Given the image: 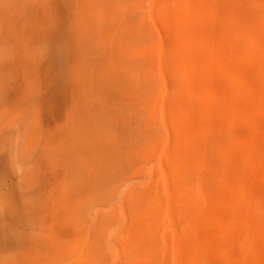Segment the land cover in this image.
Masks as SVG:
<instances>
[{"label":"rangeland","instance_id":"obj_1","mask_svg":"<svg viewBox=\"0 0 264 264\" xmlns=\"http://www.w3.org/2000/svg\"><path fill=\"white\" fill-rule=\"evenodd\" d=\"M28 1L0 264H264V0Z\"/></svg>","mask_w":264,"mask_h":264},{"label":"bare ground","instance_id":"obj_2","mask_svg":"<svg viewBox=\"0 0 264 264\" xmlns=\"http://www.w3.org/2000/svg\"><path fill=\"white\" fill-rule=\"evenodd\" d=\"M32 4H33L32 0H29L27 3V8L29 10L33 8ZM13 26H14L13 29L16 32L14 34L12 33L11 36L6 39L7 42L5 44V48L8 56L6 57L7 54L6 55L5 54L3 55L2 53L0 54V80L2 81L3 78L4 87H8L7 95L9 97L15 96V94L17 93L15 80L19 79V77H18V72H14V67L18 62L17 53L23 50L22 46L18 45V43H23L24 37L28 36L29 33H31V26H33V24H31V21L23 22V20L20 21V19L17 18L15 19ZM23 47L26 48L24 43H23ZM52 88L53 87H51L48 91L46 89L48 96H52L53 94L55 95ZM53 97L54 96H52V98Z\"/></svg>","mask_w":264,"mask_h":264}]
</instances>
